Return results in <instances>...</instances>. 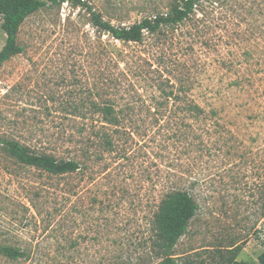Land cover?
<instances>
[{"label": "rangeland", "instance_id": "obj_1", "mask_svg": "<svg viewBox=\"0 0 264 264\" xmlns=\"http://www.w3.org/2000/svg\"><path fill=\"white\" fill-rule=\"evenodd\" d=\"M84 1L111 23L130 25L165 13L170 0ZM207 1L215 3L139 43L112 39L68 2L21 23L23 51L0 66V138L78 160L80 169L51 174L0 144V243L28 254L0 256V264H153L152 216L173 188L198 204L174 247L178 264H226L233 247L236 260L259 264L264 0ZM4 42L0 27V49ZM173 89L179 100L167 97ZM106 99L123 117L115 150L91 146L82 157L73 142L79 129L86 124L82 138L95 139L100 127L78 115ZM188 101L202 116L185 110Z\"/></svg>", "mask_w": 264, "mask_h": 264}, {"label": "trees", "instance_id": "obj_2", "mask_svg": "<svg viewBox=\"0 0 264 264\" xmlns=\"http://www.w3.org/2000/svg\"><path fill=\"white\" fill-rule=\"evenodd\" d=\"M64 2L87 10L90 24L93 27L122 43H139L144 39L145 33L153 34L159 31L162 26L178 25L184 20L196 16V12H202L206 2L209 5L215 3V1L209 3L207 0H170L168 10L165 13H157L130 25H115L110 20L104 19L84 0H0V27L5 33V42L0 49V66L12 56L23 51L22 45L17 41V32L25 18L48 4L60 5ZM105 80L111 79L105 78ZM262 86L261 94L264 97V78ZM174 91L176 92L177 89L170 90L167 97L179 100L176 99L178 94H175ZM88 103L87 109L90 112L87 115L80 114L78 116L85 121L87 120L86 122L91 121L88 123L89 126H92L94 121L99 122L100 128L93 131L95 139L82 138L86 124L82 125L78 131L80 137L73 142L78 145L82 157L85 158L90 157L89 147L91 146H96L101 152L112 153L116 147L112 133L116 134L119 129L124 127L123 117L119 115L115 104L108 99L103 102L91 100ZM84 104L70 105V108L74 113H79L78 110L85 106ZM185 110L197 117L204 113L203 107L191 101L187 102ZM93 113H97L98 116L94 118ZM107 127L111 128L112 131L105 130ZM0 144L18 162L34 166L51 174L64 175L80 169V162L72 158L57 159L46 153H36L14 140L0 138ZM101 152L96 155V158L101 156ZM197 210V202L190 191L186 189L173 188L159 199L152 216V249L156 259L155 262H152L153 264H178L177 257L173 253L174 247L179 238L187 232L188 224ZM262 240L264 241V233ZM228 251L230 254L225 259L226 264H246L236 260L238 252L236 247L228 249ZM0 256L17 260L27 257L28 254L20 247L0 243ZM257 260L259 264H264V249L258 255Z\"/></svg>", "mask_w": 264, "mask_h": 264}]
</instances>
